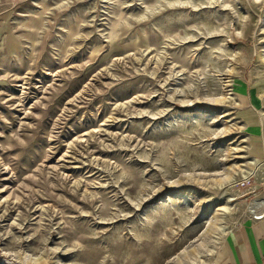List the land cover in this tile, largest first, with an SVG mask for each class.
I'll return each mask as SVG.
<instances>
[{
	"label": "rangeland",
	"instance_id": "obj_1",
	"mask_svg": "<svg viewBox=\"0 0 264 264\" xmlns=\"http://www.w3.org/2000/svg\"><path fill=\"white\" fill-rule=\"evenodd\" d=\"M163 3L0 0V264H178L199 242L204 181L264 104V0ZM223 110L245 128L223 136ZM238 182L233 229L264 168Z\"/></svg>",
	"mask_w": 264,
	"mask_h": 264
},
{
	"label": "bare ground",
	"instance_id": "obj_2",
	"mask_svg": "<svg viewBox=\"0 0 264 264\" xmlns=\"http://www.w3.org/2000/svg\"><path fill=\"white\" fill-rule=\"evenodd\" d=\"M164 2V7H173L178 4H188L190 0H164ZM198 4L199 3L195 5L198 6ZM212 30L213 29H210L209 32H211ZM190 36L191 35L188 33L183 38L186 39ZM230 85V79L228 78L226 80V87ZM230 89L231 88H227V90L222 95L210 98V100L218 104L228 103L231 105L232 103H235L236 97L232 95V91H230ZM236 104H238V102H236ZM259 106L260 103L256 102L254 108L257 109V114L254 113V109L251 112L252 115L256 117H254L255 122H253L252 120L248 122L251 124V129H254L255 131H258L260 133L262 127L264 126V104L261 107ZM229 115L230 112H227V110L222 111L221 117H223L225 120V126L222 129L223 136H227L231 133H237L241 129L245 128L243 125L230 123L232 117L229 118ZM247 140V135H244L243 139H241L239 142H235L237 141V139H230V142L228 143L233 144L230 148V153L244 152V154L231 156V154L229 153L228 155H226V157L223 159L224 162L220 170H218L214 176L204 181L207 188L212 187L216 189V191L212 193H216L217 199H214V196H210V194H200V200L203 204H205L204 212L207 216V220L203 223V226L201 228L199 242L193 245L188 250H184L182 252L184 260L178 258V264H218L220 258H222V255L226 254V241L229 237V233L234 228L233 220L235 219V205L232 202L234 198L228 192V188L237 185L238 181H240L241 184V181L246 180L251 176L253 177L256 172L264 168L263 162L257 159V155L253 153L254 151L252 149L251 143L246 142V144H241ZM226 162L229 164H226ZM189 176V174H186L185 177L188 178ZM179 181L181 182L182 179H180ZM193 183L201 184L200 178H193ZM171 184H174V182H171ZM198 191L199 190L195 188L193 190L189 189V192L192 193H198ZM259 205H264V198H257L255 200H252L247 205L248 214L254 212L255 208ZM21 258L23 260H26L27 264H42L38 259L26 254L22 255Z\"/></svg>",
	"mask_w": 264,
	"mask_h": 264
},
{
	"label": "crops",
	"instance_id": "obj_3",
	"mask_svg": "<svg viewBox=\"0 0 264 264\" xmlns=\"http://www.w3.org/2000/svg\"><path fill=\"white\" fill-rule=\"evenodd\" d=\"M252 132L249 141L253 153L264 164V126L260 133ZM226 242L224 257L228 264H264V219L245 218L229 233Z\"/></svg>",
	"mask_w": 264,
	"mask_h": 264
},
{
	"label": "built area",
	"instance_id": "obj_4",
	"mask_svg": "<svg viewBox=\"0 0 264 264\" xmlns=\"http://www.w3.org/2000/svg\"><path fill=\"white\" fill-rule=\"evenodd\" d=\"M246 218H250L252 221H260L264 219V205H259L256 207L254 212L248 214Z\"/></svg>",
	"mask_w": 264,
	"mask_h": 264
}]
</instances>
